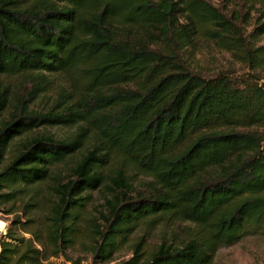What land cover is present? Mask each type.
Here are the masks:
<instances>
[{
    "label": "trees",
    "instance_id": "obj_1",
    "mask_svg": "<svg viewBox=\"0 0 264 264\" xmlns=\"http://www.w3.org/2000/svg\"><path fill=\"white\" fill-rule=\"evenodd\" d=\"M201 40L242 71L195 70ZM1 207L0 264H104L140 229L122 264L264 239V0H0Z\"/></svg>",
    "mask_w": 264,
    "mask_h": 264
},
{
    "label": "rangeland",
    "instance_id": "obj_2",
    "mask_svg": "<svg viewBox=\"0 0 264 264\" xmlns=\"http://www.w3.org/2000/svg\"><path fill=\"white\" fill-rule=\"evenodd\" d=\"M207 1H211L215 5H220V0ZM193 60L192 67L206 76L215 75L222 70L231 71L233 68L242 71L239 65H234L232 63L228 54L219 52L213 44L203 40L200 41L198 53ZM141 178L142 177L137 175L133 179L134 183H132L130 192L137 193L143 190ZM102 200L103 194L96 193V206L94 209H97V211L102 210V207L100 206L103 203ZM4 209L5 208L3 207L0 208V223H3L2 227H0V239L8 232L13 219V216L7 215L4 212ZM94 213L97 214L95 210ZM145 231V229H140L131 237L130 243L115 255L112 261L104 264H122L123 262L130 260L132 257L131 246L145 234ZM148 235L149 238L147 239L146 246L147 257H149L150 253L156 249L157 245L166 234L162 228H159L152 232H148ZM26 237H28V235H26ZM68 257L72 259L73 264L76 261H82L81 264H93L91 256L80 246L69 250ZM50 262L52 264H62L65 262V258H53ZM214 264H264V239L260 237H248L231 247L222 248L217 254Z\"/></svg>",
    "mask_w": 264,
    "mask_h": 264
},
{
    "label": "bare ground",
    "instance_id": "obj_3",
    "mask_svg": "<svg viewBox=\"0 0 264 264\" xmlns=\"http://www.w3.org/2000/svg\"><path fill=\"white\" fill-rule=\"evenodd\" d=\"M2 224H3V223H0V227H2Z\"/></svg>",
    "mask_w": 264,
    "mask_h": 264
},
{
    "label": "built area",
    "instance_id": "obj_4",
    "mask_svg": "<svg viewBox=\"0 0 264 264\" xmlns=\"http://www.w3.org/2000/svg\"><path fill=\"white\" fill-rule=\"evenodd\" d=\"M2 232H4V231H2ZM6 234V233H5Z\"/></svg>",
    "mask_w": 264,
    "mask_h": 264
}]
</instances>
